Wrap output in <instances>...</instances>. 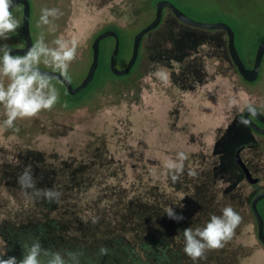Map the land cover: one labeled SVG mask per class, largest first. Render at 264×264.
I'll list each match as a JSON object with an SVG mask.
<instances>
[{
  "label": "rangeland",
  "instance_id": "374dc122",
  "mask_svg": "<svg viewBox=\"0 0 264 264\" xmlns=\"http://www.w3.org/2000/svg\"><path fill=\"white\" fill-rule=\"evenodd\" d=\"M29 1L34 43L41 31L50 45L57 37L79 41L69 68L73 85L86 74L98 32L119 30V46L125 45L127 52L118 61L123 67L134 34L155 10L154 0ZM172 1L196 20L234 17L228 22L234 26L235 20L240 29L237 49L247 66L252 65L255 44L264 36V0ZM44 7L63 13L54 21L53 33L37 27ZM13 13L21 21L22 6L13 7ZM226 43L224 31L187 26L164 9L160 24L144 35L139 60L128 74L104 71L105 80L97 88L59 101L56 110L18 119L14 129L0 127L2 253L20 258L24 245L38 238L45 248H83L90 263L104 258L108 261L94 264H113L116 253L121 258L134 248L132 254L139 255L142 242L153 246L148 264H216L218 258L220 264H264V246L250 208L252 197L264 189V135L248 134L240 122L247 102L264 107V57L257 79L247 82L231 62ZM4 44L22 46L21 28L0 41ZM113 45L110 37L100 41L108 57ZM4 113L0 105V124ZM242 144L241 156L260 178L257 184L248 183L234 161ZM179 151L189 159L173 183L164 164ZM27 165L37 187L63 193L58 202L33 201L25 194L17 178ZM188 169H195L197 177L188 176ZM226 206L242 217L233 238L224 249L193 262L183 252V229L202 226ZM167 207L185 219L177 223L166 218ZM258 208L264 218V198ZM93 217H98L95 224ZM101 246L109 249L108 255L99 256Z\"/></svg>",
  "mask_w": 264,
  "mask_h": 264
},
{
  "label": "clouds",
  "instance_id": "9594fccd",
  "mask_svg": "<svg viewBox=\"0 0 264 264\" xmlns=\"http://www.w3.org/2000/svg\"><path fill=\"white\" fill-rule=\"evenodd\" d=\"M16 3L17 0H0V41L9 40L22 27L20 19L13 13ZM62 15L59 8L44 7L41 9L37 27H46L48 33H53L56 31L54 21ZM79 47L77 39L67 40L63 37H57L50 45L44 31L39 33L35 43L22 55H14L7 44L0 46V105L3 106L6 117L0 127L14 129L18 119L38 117L42 111H50L56 106L60 93L53 81L60 78L70 79L69 68L77 58ZM41 65H45L49 71L43 70ZM163 79L166 80V77ZM244 107L250 115L257 114L253 102H247ZM240 122L245 125L251 123L246 118ZM188 159V153L179 151L175 158L170 157L165 162L167 175L173 183L179 181L184 174L185 161ZM187 175L196 178L198 173L195 169H188ZM17 183L33 201L58 202L63 194L57 188L37 187V178L31 165L24 167ZM164 213L166 218L177 223L185 219L183 213L177 212L174 207L165 208ZM241 221V215L233 207L226 206L221 215H210L202 226L184 228L183 252L193 262L205 260L207 252L223 248L233 238ZM97 222L98 217H93L92 223ZM98 254L108 255L109 249L101 246ZM84 259L83 248H45L38 238L24 245L20 258L7 255V252L0 253V264H83Z\"/></svg>",
  "mask_w": 264,
  "mask_h": 264
},
{
  "label": "water",
  "instance_id": "95a60500",
  "mask_svg": "<svg viewBox=\"0 0 264 264\" xmlns=\"http://www.w3.org/2000/svg\"><path fill=\"white\" fill-rule=\"evenodd\" d=\"M16 5L22 6V16H21V35L23 39V46H12L10 47L13 50V54H24L34 43L31 36L30 31V1L29 0H17ZM15 5V6H16ZM14 6V7H15ZM164 9H168L174 17L182 24L187 26L203 28V29H212V30H222L225 32L227 43L226 48L229 55V58L233 65L235 66L237 72L240 74L243 80L247 82H252L257 79L261 66L262 60L264 57V39L259 41L255 47L253 62L250 67L246 66L244 61L242 60L240 53L235 44V33L232 27L224 22V21H200L196 20L189 15H187L183 10L177 7L170 0H156L155 2V10L154 17L144 26H142L133 36L132 44H131V52L126 64L123 67L118 65V51H119V36L118 33L112 29L107 28L100 32H98L92 42H91V61L86 71L85 76L82 80L73 85L70 80H64L60 78L59 80L65 86V89L68 94L74 95L78 93L80 90L85 88L93 79L95 71L98 67V59L100 53V41L107 37H112L114 39L113 48L109 54L108 64L111 73L115 76H123L126 75L134 66L137 56L139 53V48L141 41L146 33L155 29L161 22L162 12ZM45 71H49V69L43 68ZM257 114L255 115L261 122L264 123V116H262L257 110ZM249 113L244 108L242 117L243 119H248L251 121L248 125L256 132L264 134V128L259 127L255 122L251 120L249 117ZM243 149V145H240L236 148L234 152V161L239 166L243 177L245 180L250 183H256L259 178L253 176L250 172L248 166L245 164L241 157V150ZM264 198V189L258 191L250 201L251 212L254 216L257 225V238L260 243L264 246V218L261 212L258 209V202Z\"/></svg>",
  "mask_w": 264,
  "mask_h": 264
},
{
  "label": "trees",
  "instance_id": "16d2710c",
  "mask_svg": "<svg viewBox=\"0 0 264 264\" xmlns=\"http://www.w3.org/2000/svg\"><path fill=\"white\" fill-rule=\"evenodd\" d=\"M156 2V0H154ZM171 2H173L172 0H170ZM174 3V2H173ZM177 7H179L176 3H174ZM180 8V7H179ZM181 9V8H180ZM183 10V9H181ZM169 11V10H168ZM184 11V10H183ZM185 12V11H184ZM171 13V12H170ZM187 15H189L187 12H185ZM172 14V13H171ZM173 15V14H172ZM174 16V15H173ZM190 17H192L191 15H189ZM225 18V20H223L224 22L228 23L232 29L234 30V33H235V44H236V35L237 34H240V29L239 27L236 25V22L235 20H233L234 22H232L234 24L231 25V20L232 18L234 17H230L226 14H224L223 16ZM193 18V17H192ZM228 20L230 22H228ZM107 29V28H106ZM112 29H114L116 32L119 31L118 29L112 27ZM112 38V37H110ZM262 39H264V36H262L259 41H261ZM257 41V43L259 42ZM257 43L255 44V46L257 45ZM254 46V47H255ZM236 47H237V44H236ZM255 51V50H254ZM239 52V50H238ZM127 55V52H126V46L125 45H120L119 46V51H118V61H121L123 60ZM108 56H107V53H106V47H103V48H100V53H99V59H98V67H97V70L95 71V74H94V77L93 79L91 80V82L85 87L83 88L81 91H84V90H87V89H95L97 88L98 86H100V84L103 82V80H105L104 78V71H108V73L112 76H114L110 69H109V64H108ZM243 59V58H242ZM244 63L246 64L247 66V62L245 61V59L243 60ZM132 70V69H131ZM130 72V71H129ZM128 72V73H129ZM127 73V74H128ZM124 76V75H123ZM58 87H59V93H60V102H66V100H72L71 97H76L77 94H74V95H70L67 93L66 89H65V86L63 85V83H61L60 81H53ZM80 93V92H79ZM259 209V208H258ZM130 216V221H134V215H129ZM133 223V222H132ZM131 223V225H132ZM150 247H153L152 246V243L151 244H146V243H142L140 242L139 246H138V253L139 255H133L132 252H136L137 250H135L134 248V251H132V249L130 250V253L129 252H125L126 254L124 255H119L121 258L117 257V253L114 255V259H113V264H148L149 261H151V258L153 257L152 256V250H150L151 248ZM225 247H227V245L225 244V246L221 249H218V250H215L216 251H220L222 249H224ZM230 248H231V245H230ZM138 256V257H136ZM128 257V260L125 262L126 258ZM106 259L104 258H98L97 261H94L92 263H90L86 258L84 259L83 261V264H94L95 262H101V263H105ZM110 261V260H109ZM130 261V262H128ZM216 264H220L219 263V258L216 259ZM100 264V263H99ZM150 264H158L157 262H150Z\"/></svg>",
  "mask_w": 264,
  "mask_h": 264
},
{
  "label": "flooded vegetation",
  "instance_id": "af4514ba",
  "mask_svg": "<svg viewBox=\"0 0 264 264\" xmlns=\"http://www.w3.org/2000/svg\"><path fill=\"white\" fill-rule=\"evenodd\" d=\"M23 40V39H22ZM32 40H33V38H32ZM34 43V42H33ZM23 46V45H22ZM138 60H139V53H138V56H137V60H136V62H135V64L138 62ZM134 64V65H135ZM42 67V66H41ZM248 67H250V66H248ZM44 68V67H43ZM133 68V67H132ZM47 69V68H46ZM261 70V69H260ZM131 71V70H130ZM259 74H260V72H259ZM259 76V75H258ZM70 80V79H69ZM54 81H60V80H54ZM71 81V80H70ZM61 82V81H60ZM62 83V82H61ZM57 105L58 104H56V106L53 108V109H51V110H56V108H57ZM254 106L256 107V110L262 115V116H264V107L263 108H261L260 106H258V105H256V104H254ZM263 106H264V103H263ZM244 110V109H243ZM44 111H42L41 113H43ZM242 114H243V112H242ZM44 116H47V115H44ZM249 117L251 118V120L253 121V122H255L259 127H262V128H264V123L263 122H261L255 115H249ZM241 118L243 119V117L241 116ZM25 125H27V124H25ZM28 125H29V123H28ZM245 127H246V129H247V131H248V134H257V135H264V134H262V133H258V132H256V131H254L248 124L247 125H245ZM243 145V149L245 148V145L244 144H242ZM242 149V150H243ZM241 150V151H242ZM240 154H241V152H240ZM242 157V156H241ZM243 159V158H242ZM244 161V160H243ZM245 162V161H244ZM245 164L248 166V168H249V170H250V167H249V165H248V163L247 162H245ZM250 172H251V170H250ZM252 173V172H251ZM256 177H258V176H256ZM259 178V177H258ZM259 180H260V178H259ZM259 180L256 182V183H254V184H257L258 182H259ZM2 201H3V199H2ZM4 203H2V204H0V207H4ZM6 247L4 246L3 248H2V246H0V253H2L4 250H6L5 249ZM7 249H8V247H7Z\"/></svg>",
  "mask_w": 264,
  "mask_h": 264
}]
</instances>
